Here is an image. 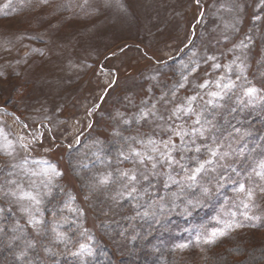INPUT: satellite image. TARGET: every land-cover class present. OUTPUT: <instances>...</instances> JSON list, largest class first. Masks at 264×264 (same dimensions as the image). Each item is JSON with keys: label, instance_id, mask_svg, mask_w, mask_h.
Segmentation results:
<instances>
[{"label": "rangeland", "instance_id": "rangeland-1", "mask_svg": "<svg viewBox=\"0 0 264 264\" xmlns=\"http://www.w3.org/2000/svg\"><path fill=\"white\" fill-rule=\"evenodd\" d=\"M241 42L247 47H238ZM221 77L234 87L214 107L208 93L219 91ZM204 82L207 89L198 87ZM250 87L255 98L246 95ZM193 95L206 130L203 137H185L189 150L178 147L173 155L191 170L208 158L209 147L220 146L229 155L215 172L189 188L179 166L152 169L124 158L132 148L144 150L137 141L151 137L162 145L172 136L169 127L199 128L193 116L169 119ZM153 105L156 115L137 123L141 110ZM247 111L260 113L264 126V0H0V129L14 142L32 141L27 150L17 145L11 156L0 153V264H11L13 244L29 238L43 257L88 255L94 233L101 229L107 237L104 225L121 213L139 227L145 223L144 233L155 234L157 245L161 230L185 220L187 236L166 242L177 253L174 263L211 264L217 253L230 257L223 264L246 262L248 255L228 248L239 244L249 254L264 245V193L257 189L244 208L234 190L237 182L264 184L250 168L264 159V140L254 136L250 121L246 126ZM42 161L60 174L46 171ZM122 171L137 176L131 197V185L116 179ZM108 173L115 182L100 185ZM21 191L37 194L41 203L18 200ZM53 204L65 206L63 214L49 215ZM33 216L43 223L33 226ZM226 223L232 228L214 244L198 242Z\"/></svg>", "mask_w": 264, "mask_h": 264}, {"label": "snow or ice", "instance_id": "snow-or-ice-1", "mask_svg": "<svg viewBox=\"0 0 264 264\" xmlns=\"http://www.w3.org/2000/svg\"><path fill=\"white\" fill-rule=\"evenodd\" d=\"M197 2H199V0H197ZM257 19H259V17H257ZM238 47L243 48V47H247V45L241 42V45H239ZM208 59L214 60V57H208ZM212 67L214 69H220L221 65L218 63H214ZM226 68L228 72L232 71L231 65L226 66ZM184 79L187 80V76H185ZM224 80L225 78L221 77L219 80L215 82V87L219 89V91H210L208 93V95L211 98L207 101V104L213 105L214 107L219 106L218 101L224 99L225 92L231 90L234 87V84L231 81L227 83H222V81ZM179 86L183 87L184 85L180 84ZM198 87L202 89H207L209 87V82H204L200 84ZM256 93H257V89L254 87H250L246 90V95L249 98H255ZM196 101H197L196 95L186 97L185 102L178 104L173 108L171 112V116L169 117V119L175 117V119L177 120H182L184 116H193L195 117L193 121L194 125L200 126L199 128L193 127L191 130L185 129L183 125H178L175 128L169 127V131H171L172 136L179 137L181 141L180 146L174 143L172 136H170L167 141H164L162 145L158 143L156 140L149 137L147 142L143 140L137 141V143L141 144V147L144 150H138L136 148H132L130 150L131 153L130 156H125L124 158L133 159L134 163H139L141 165H145L146 162L150 163L152 169H156L158 167V164H164L170 170L176 166H179L185 172L184 181L187 183V186L189 188L200 185V180L203 178V176H206L209 172H215L218 161L223 160L225 157L229 155V153L221 152L220 146L209 147L208 158L203 162H198L197 166L191 170H189L184 164H181L173 155V153L178 150V147L183 148L185 151L189 150L187 144L185 143V137H189V136L195 137L197 134L201 137L204 136V132L206 129H204V126L201 122V114L196 113L194 107ZM154 108L155 106L153 105L151 108H148L147 110L142 109L140 114L135 118L136 122L139 123L140 121L148 120L150 117L155 116L156 113L155 111H153ZM124 123L130 124L131 122L125 119ZM31 142L32 141H29L28 143H24V138L22 137L14 142L9 139L8 134L4 132L3 129H0V153L11 156L14 154L17 145L20 148L27 150L28 145ZM192 143L193 144L195 143L194 139L192 140ZM194 150L196 152L201 151L199 146H196ZM154 153L158 155H153ZM41 163L47 165L46 171L48 169H51V172L53 174L55 175L60 174L55 169L54 166L48 165L47 161H42ZM233 171L235 170L233 169ZM251 171L252 173L255 174L256 177L259 178V181H264V159L259 160L256 166H254ZM116 179L124 180L125 187L131 185V188L128 192L129 197L132 196V193L136 192L135 182L137 181V176L135 175V173L130 174L127 171H122L119 177H117ZM168 179L169 181H171V183L181 186V181L176 180L171 174H169ZM114 182L115 180L113 179L111 173L101 176L98 180V183L102 186H108L109 184H112ZM165 186L168 185L166 184ZM257 189L259 190L260 193H264V184L257 183L255 184V186H249L243 182H237L234 188V190L238 194H241L243 196V199L241 200V204L244 208L249 207V203H248L249 201H254ZM201 190L205 196L210 194V189L206 186L201 185ZM12 195L17 196L16 193H12ZM121 195H123V193H121ZM17 199L31 201L33 206L39 205L41 203L40 199L38 198V195L33 194L32 192L21 191V193L17 196ZM66 206L69 207V210L71 211H77V209H72L70 207V204ZM144 215L145 216L148 215L147 211H145ZM30 223H32L33 226H36L42 224L43 221L33 216L30 219ZM231 228H232V224L226 223L223 229L214 228L210 232L198 236L197 240L199 242L202 239L203 243L214 244L218 238L225 236L227 234V230ZM58 237L62 238V234H58ZM186 246L187 245H180L181 248ZM80 248L82 252L88 250L87 246L83 244L80 246Z\"/></svg>", "mask_w": 264, "mask_h": 264}, {"label": "trees", "instance_id": "trees-1", "mask_svg": "<svg viewBox=\"0 0 264 264\" xmlns=\"http://www.w3.org/2000/svg\"><path fill=\"white\" fill-rule=\"evenodd\" d=\"M250 114L247 116L249 120L245 121L246 126L248 125V121H250V126L253 127L252 130H256L255 135L261 136L258 137L259 140H264V126L260 127L258 125V121L260 120L259 114H254L253 112H246ZM221 122V121H220ZM256 126V128H255ZM239 162V161H237ZM252 170V167H250ZM58 194V193H57ZM56 193L52 195L50 202L55 198ZM153 203H156L158 199L152 196H148ZM56 199V198H55ZM54 199V201H56ZM128 204H131L129 201ZM53 208L49 209V215L59 213L63 214V210L65 206L54 205ZM60 214V215H62ZM59 215V216H60ZM131 218V217H129ZM115 223H110L104 225L105 234L103 231L98 229L95 234V241L91 243L92 252L88 255H82L81 257H73L66 255H58L57 253L43 257L40 254L39 249L31 243L29 238V243H22L17 241L11 247L13 250L12 256L9 258L11 264H186L184 261H180L177 263L173 262V256L177 253L170 250L168 251L169 245L168 242L170 239L172 240H182L187 234L185 233V227L188 223H185V220H181L176 218L175 222L171 225V228L163 229L160 231L161 238L163 239L162 244H156L159 239L155 234L151 236H147L144 233V227H146L145 223H142V227L133 223V219L130 221L128 217L124 216L123 213L120 214L119 219L112 220ZM260 222V221H259ZM185 223V224H184ZM262 224H264V219L261 220ZM69 229V227L67 228ZM78 228H70L68 230V234L72 233V235H76ZM80 232V230H79ZM78 232V233H79ZM109 233L111 235H109ZM118 234V235H116ZM155 237V238H154ZM156 239V241H155ZM168 239V240H167ZM165 244V245H164ZM23 245V246H22ZM25 250H22V248ZM236 247V246H235ZM232 253V255L243 254L248 255V259L246 262H233L232 264H260L264 258V245H262L259 249L249 252L247 254L246 250H244L243 246L237 245L236 248L229 247L228 248ZM211 249H208L210 251ZM26 251V252H25ZM259 255V256H258ZM257 257H260L255 259ZM211 264H223L226 261H229L230 257L223 256L220 254H213L211 258Z\"/></svg>", "mask_w": 264, "mask_h": 264}, {"label": "water", "instance_id": "water-1", "mask_svg": "<svg viewBox=\"0 0 264 264\" xmlns=\"http://www.w3.org/2000/svg\"><path fill=\"white\" fill-rule=\"evenodd\" d=\"M99 105H100V103H99ZM99 105H98V106H99Z\"/></svg>", "mask_w": 264, "mask_h": 264}]
</instances>
